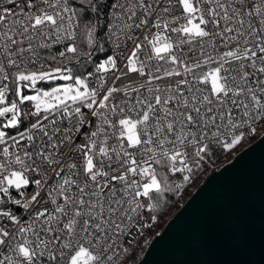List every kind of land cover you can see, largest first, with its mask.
Returning a JSON list of instances; mask_svg holds the SVG:
<instances>
[{"label":"snow or ice","instance_id":"1","mask_svg":"<svg viewBox=\"0 0 264 264\" xmlns=\"http://www.w3.org/2000/svg\"><path fill=\"white\" fill-rule=\"evenodd\" d=\"M260 127L264 0H0V264H128Z\"/></svg>","mask_w":264,"mask_h":264},{"label":"water","instance_id":"2","mask_svg":"<svg viewBox=\"0 0 264 264\" xmlns=\"http://www.w3.org/2000/svg\"><path fill=\"white\" fill-rule=\"evenodd\" d=\"M136 264H264V133L206 177Z\"/></svg>","mask_w":264,"mask_h":264},{"label":"trees","instance_id":"3","mask_svg":"<svg viewBox=\"0 0 264 264\" xmlns=\"http://www.w3.org/2000/svg\"><path fill=\"white\" fill-rule=\"evenodd\" d=\"M105 54H99V58H104ZM264 133V128L256 133L255 135L247 137L238 147H236L231 152H224L221 149H215L211 159H208L206 163L203 164V170L194 173L191 178V183L185 186L181 192L167 193L166 200L167 203L163 204L161 209L156 213L158 226L154 230L149 231V238L146 245L142 250L131 260L128 264H136L144 255L147 250L152 238L158 234L164 225L171 219V217L180 209V207L190 198V196L195 192V190L203 183L206 177L214 170L221 168L224 164L228 163L233 157L247 147L249 144L257 140ZM177 182L182 181V176L177 174L175 178Z\"/></svg>","mask_w":264,"mask_h":264},{"label":"built area","instance_id":"4","mask_svg":"<svg viewBox=\"0 0 264 264\" xmlns=\"http://www.w3.org/2000/svg\"><path fill=\"white\" fill-rule=\"evenodd\" d=\"M191 55V54H189ZM114 79V78H113ZM113 79L109 80V84H111L113 82ZM146 79V77H139L137 74L134 73H130L128 77L124 78L122 77L121 80L119 81H115V84L117 87H122L125 84H131L133 87H135L138 83H143V81ZM156 83H165V82H160L157 81ZM91 86V85H90ZM143 91V90H142ZM133 96H135V93H133ZM121 98V95H117V100H119ZM264 127H260L258 128V132H260ZM243 142V141H242ZM241 142V143H242ZM239 146V145H238ZM237 146V147H238ZM152 215L156 216V213H146L145 214V221L151 223L150 217ZM159 223V222H158ZM157 220L156 222L153 224V226L151 228H140L139 230L142 231L144 234L142 236H139L136 234V230H133V235H136V239L131 240V246H130V251H131V256L132 259L142 250V248L146 245V243L148 242V238H149V231L154 230V228H156V226L158 225ZM125 247H129V244H125Z\"/></svg>","mask_w":264,"mask_h":264},{"label":"rangeland","instance_id":"5","mask_svg":"<svg viewBox=\"0 0 264 264\" xmlns=\"http://www.w3.org/2000/svg\"><path fill=\"white\" fill-rule=\"evenodd\" d=\"M41 84L45 87V88H47V87H50L51 85H49V84H47V83H45V82H41ZM41 85H38V87H40ZM26 94H31V93H29V92H27V90H26ZM158 226V225H157ZM156 226V227H157Z\"/></svg>","mask_w":264,"mask_h":264}]
</instances>
